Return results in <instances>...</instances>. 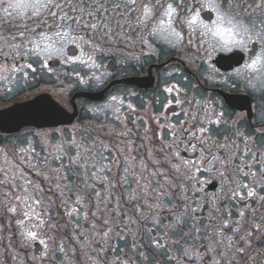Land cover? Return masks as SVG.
Returning a JSON list of instances; mask_svg holds the SVG:
<instances>
[{
	"label": "flooded vegetation",
	"instance_id": "flooded-vegetation-1",
	"mask_svg": "<svg viewBox=\"0 0 264 264\" xmlns=\"http://www.w3.org/2000/svg\"><path fill=\"white\" fill-rule=\"evenodd\" d=\"M252 15L257 20L264 18V12L260 10H254ZM202 17L205 21L215 18L207 11ZM148 39L149 45L141 44L138 37H133L134 43H115L106 48L103 55L97 53L94 61L100 68L92 61L86 65H68L59 57L49 61L51 71L34 65L37 72H30L27 80L16 74L17 82L11 84L13 77L8 74L9 81L0 82V169H3L0 180L10 182L0 185V264H116L117 256L125 264H146L138 253L147 251L141 246L147 244V236L142 239L143 233L138 230L141 224L138 223L131 228L136 236L133 241L125 230L127 220L137 214L159 216L161 224L154 230L155 234L163 236L166 231L171 234L168 226L174 221L168 218L169 210L180 204V211H183L184 203L180 197L185 198L190 214L192 208L197 209L195 220L183 226L191 233L183 247L191 249L195 244V251L190 254L202 257L192 264H264V239H257L264 233L261 201L229 199L226 195L229 189L235 190L238 184L246 183L249 189L255 188L258 196H264L260 189L264 180L258 166L244 167L245 171L256 172L255 177L245 179L232 174L234 182L231 184L220 175L228 176L230 169H239L237 156L254 165L251 155H244L245 145L253 152L264 153V136L258 131L264 129V93L250 90L243 78L230 75L239 66L243 54L214 49L216 41L210 35L193 36L192 44L187 43L186 36L185 42L176 47L172 46L173 38L164 33ZM251 47L258 48L257 45ZM65 51L68 56H81L74 45H68ZM85 52L89 50L85 49ZM82 58L87 60V55ZM76 72L84 83L74 74ZM253 83L259 88L258 82ZM5 84H9L11 91L4 90ZM168 87H174V90L166 92ZM112 96L124 103L113 102ZM176 99L182 103L176 104ZM129 103L135 107V112L127 108ZM221 112L227 123L209 125L211 137L203 151V155L219 157L213 161L215 167L202 162L199 144L195 152L187 147L182 133L180 138L185 142L179 143L177 148H165L163 155L157 151L161 145L171 144L173 139L163 126L175 124L179 128L180 121L189 120L184 113L214 120ZM74 129L77 141L86 137L85 147L92 145L87 173L75 166L69 168L65 156L63 173L67 179L57 180L48 168L59 167L55 161L60 155L57 146L64 141L68 148L66 142L71 139ZM160 135L163 140L157 139ZM212 141H218L216 147H209ZM192 142L196 143L195 140ZM29 143L35 153L18 151L27 149ZM176 150L183 159L208 170L196 172L193 168L189 173L194 177L191 181L172 179V174L162 165ZM71 154L74 156L75 151ZM226 156L232 162L222 165L220 161ZM46 159L47 164L44 163ZM157 161L160 163H154ZM261 161L264 162V156ZM37 169L49 175L52 182L37 175ZM158 172H164L173 184L179 185V190L169 187L168 181L160 175H153ZM28 179L43 191L34 193L32 186L26 185ZM56 183L61 185L62 196L57 193ZM20 186L27 187L28 195L39 196L43 207H33L44 220L51 218V222L59 224L58 234L33 227L37 223L35 217L25 219L23 212L28 208L22 200L15 199L17 195L25 196ZM185 188L188 191H184ZM8 192L12 195L5 196ZM241 192L246 196L247 189ZM134 195L136 200L131 199ZM77 197L81 203H77ZM9 207H16L17 212H10ZM73 208L78 212H72ZM249 209L254 210L250 212ZM241 211L245 212L244 218L239 216ZM69 212L72 214L68 215ZM178 214L173 212L172 216ZM246 219L249 224L241 234L219 231L223 222L244 224ZM21 220L23 224H18ZM104 220L113 227V237L117 231L125 236L124 240L112 245L115 251H99L101 247L108 248L99 232ZM257 223L261 225L258 232L254 230ZM193 224L199 231L193 229ZM143 227L151 228L152 224L144 222ZM27 231H36L40 239L47 241L48 249L38 241L26 239ZM249 231L253 232L252 236L247 235ZM53 236L55 245L50 239ZM181 236L183 232L177 226L172 239L178 240ZM193 237H196L195 241ZM61 245L63 252L58 250ZM241 247L243 252L239 251ZM45 251L47 256L43 255ZM181 252L180 247L172 246L167 252L154 253L151 264H169L168 255L176 258L173 264H189L187 259L181 258Z\"/></svg>",
	"mask_w": 264,
	"mask_h": 264
},
{
	"label": "snow or ice",
	"instance_id": "snow-or-ice-1",
	"mask_svg": "<svg viewBox=\"0 0 264 264\" xmlns=\"http://www.w3.org/2000/svg\"><path fill=\"white\" fill-rule=\"evenodd\" d=\"M254 10L264 12V0H0V82L9 81L8 74L13 77L9 82L11 84L17 82L15 79L16 74H19L20 78L27 80L30 72L33 74L37 72V67H34V65L51 71L49 61L59 57H62L63 62L68 65H86L88 61H92L96 68H100L99 64H95L94 56L97 53L103 55L105 49L113 44L134 43L133 37H138L141 44L149 45L150 40L148 38L164 33L166 37H171L175 41L172 45L173 47L185 42L186 36L187 43L192 44L193 36L198 35L199 37H203L210 35L216 41L215 45H213L214 49L222 52L238 51L242 53L239 66L230 75L238 79L243 78L250 90H259L261 93H264V18H260L259 20L254 18L252 15ZM205 11L214 14L215 18L212 19L210 17L208 21H205L202 17V13ZM185 29H187L186 32ZM196 42L199 43V39ZM68 45H74L79 49L81 56H68L65 51ZM252 45H257L258 48H253L251 47ZM85 49H88L89 52H85ZM84 55H87V60L82 58ZM74 74L80 79L81 83L85 82L80 77L79 72ZM97 79L99 78L97 77ZM253 81L259 83V88H257V84L253 83ZM4 90L11 91L9 84L4 85ZM173 90L174 87L165 89L166 92H172ZM111 100L117 102L118 98L112 96ZM118 102L120 104L124 103L123 100H119ZM175 103L181 104L182 101L176 99ZM108 107H111V105H108ZM127 108L130 112L136 111L135 107L130 103L127 104ZM93 111H98V109H93ZM116 111L119 112L120 109L117 108ZM184 115L188 116L189 120L180 121L179 128L175 124L163 126L167 128L169 135L173 139L171 144L161 145L157 151L163 155L165 148H177L179 143L185 142L180 138V134L182 133L186 138L187 147H191L195 152L197 151V144H199L202 150V162L212 164L215 167L213 161L219 160V157L211 156L210 154L203 155V151L206 150L205 145L211 137L209 125L227 123L223 120L224 113L216 114L214 120L207 117L201 118L198 115H191L190 113H184ZM119 119V116H117V120ZM198 124L200 125L199 127H197ZM258 131L264 136V129ZM121 135H127V133H122ZM163 138V135L157 137L159 140H163ZM244 139L247 140L248 137H244ZM193 140L196 143H193ZM66 143L69 146L68 148L65 147L64 141L57 146L60 155L55 157V161L59 163V167L48 168V171L54 174L57 180L67 179V175L63 173V169L65 168L63 157L65 156L68 158L69 168L75 166L83 169L85 174L87 173L86 166L91 156L92 145L85 147L87 144L86 137H82L80 141H77L75 129L73 130L71 139ZM217 144L218 141H212L209 147H216ZM220 147L224 146L220 145ZM73 150L75 151L74 156L71 154ZM18 151L21 153L26 151L35 153V148H32L29 143L27 149L20 148ZM244 155H251L254 165L247 163L246 160L237 156V161L240 164L239 169H230L228 176L220 173L228 183L234 182L232 174L245 179L249 176H256V172L245 171V166L248 169L258 166L261 179L264 180V162L261 161V156H264V153L253 152L245 145ZM22 162L30 163L28 161ZM231 162V159L227 156L224 160L220 161L222 165L231 164ZM44 163L47 164V159ZM154 163L159 164L160 162ZM117 164L119 165V160H117ZM162 166L166 167L172 174V179L183 178L188 181L194 178L189 174L193 168H195L196 172L208 170L197 166L195 162L183 159L179 150L173 151L171 156L167 157L163 162ZM108 170L109 172L111 171L110 168ZM0 171H3V169H0ZM36 171L37 175L41 176L45 181L52 182L50 176L44 171L39 169ZM21 174L26 176L23 170H21ZM157 174L168 181L169 187L179 190V185L173 184L172 179H169L164 172L153 173V175ZM124 182H127L126 178ZM9 183V181L0 180V185H7ZM26 185L32 186L34 193L43 191L41 187L34 186L30 179L26 180ZM12 187L15 188L17 186L12 185ZM20 187L23 188L25 196L21 197L17 195L15 199L22 200L28 208V211L23 212L25 219L35 217L37 223L33 227L43 228L45 231L58 234L59 224L51 222V218L49 221L44 220L41 218V213L35 211L33 205L43 207V202L39 196L28 195L27 187ZM55 187L57 193L62 196L61 185L56 183ZM244 189H247L246 196L241 192ZM260 189L264 191V185H260ZM184 191H188V189L185 188ZM4 195L9 196L12 193L8 192ZM99 195L97 193V196ZM162 195H166V193H162ZM226 195L229 199H258L261 201V211H264V196H258L255 188L249 189V185L246 183L238 184L235 190L229 189ZM76 199L77 203L82 202L79 197ZM131 199L136 200L137 197L134 195ZM29 200L32 201L31 204L28 203ZM180 200L184 203L183 211H180V204H177L175 209L169 210L168 218L174 221L173 224L168 226L171 229V234L167 231L164 232L163 236L155 234L154 230L159 229L161 224L159 216L141 217L137 214L135 218L127 220L128 227L125 230L128 237L133 241L136 240V236L131 231V228L135 227L138 223L141 224V229L138 230L143 233L142 239L143 236H147V244L141 245L147 251L138 253L139 258L145 261L146 264H151V257L154 253L167 252L172 246L182 249L181 258L187 259L189 264H192L197 259H202L198 254H190L191 251H195V244H193L191 249L183 247L185 241L191 235L190 231L183 226L188 224L190 220H195L197 209L192 208L190 214L185 198L180 197ZM8 210L12 213L17 212L16 207H9ZM148 210L151 212V206ZM253 210L249 209L250 212ZM213 211L218 210L213 209ZM72 212H78V209L73 208ZM72 212H69L68 215H71ZM173 212H179V214L173 217ZM92 215L95 216V213H92ZM239 216L244 218L245 212L241 211ZM85 219H87V214H85ZM148 221L151 222L152 227L144 228L143 223ZM17 223L23 224V221H17ZM102 224L103 228L99 232L103 237L104 244L108 245V248L101 247L99 251H115L116 249L112 245L118 240H124L125 236L121 235L120 231H117L116 236L113 237V227H109V221L104 220ZM248 224L249 221L247 219L244 221V224H240L239 222L235 224L223 222L219 231L223 233L227 230L234 235L241 234L246 230ZM177 226H180L183 236L178 240H173L172 234L176 233ZM192 227L195 229V224ZM260 228V224L254 225L255 231L258 232ZM195 230L199 231V229ZM247 235L252 236L253 232L249 231ZM240 238L244 239L243 235ZM26 239L38 241L40 245L48 249L47 241L40 239L36 231H27ZM50 239H52L55 245V237H50ZM192 239L195 241L196 237ZM231 239L232 237H229V240ZM257 239H264V233H260ZM135 247L136 245L133 244V248ZM58 250L63 252L62 245L58 246ZM239 251L243 252L244 249L241 247ZM43 255L47 256V251ZM167 260L169 264H173L176 258L168 255ZM116 264H125V261L117 256Z\"/></svg>",
	"mask_w": 264,
	"mask_h": 264
}]
</instances>
